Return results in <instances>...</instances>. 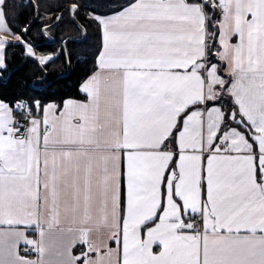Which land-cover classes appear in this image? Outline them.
Segmentation results:
<instances>
[{"label":"snow or ice","instance_id":"obj_1","mask_svg":"<svg viewBox=\"0 0 264 264\" xmlns=\"http://www.w3.org/2000/svg\"><path fill=\"white\" fill-rule=\"evenodd\" d=\"M0 264H264V0H0Z\"/></svg>","mask_w":264,"mask_h":264},{"label":"trees","instance_id":"obj_2","mask_svg":"<svg viewBox=\"0 0 264 264\" xmlns=\"http://www.w3.org/2000/svg\"><path fill=\"white\" fill-rule=\"evenodd\" d=\"M34 33H35V28H33V35ZM72 34L73 33L71 32V30L70 29L65 30L64 26H62L60 29L55 30L54 32V35L57 37H59L60 35H72ZM37 40L39 43H41L42 47L44 48L52 49L55 47V45L47 39L39 40L37 38ZM71 46L72 45H70V47ZM17 63H19V57H17L16 60L13 61V64H17ZM12 66L13 65H10V67ZM57 71L58 72L61 71V66L59 62H57ZM81 73H82V69L80 68L73 69L70 74H67L65 79H61L58 81L59 86L63 89V91L74 95L76 92L75 82L79 79Z\"/></svg>","mask_w":264,"mask_h":264},{"label":"built area","instance_id":"obj_3","mask_svg":"<svg viewBox=\"0 0 264 264\" xmlns=\"http://www.w3.org/2000/svg\"><path fill=\"white\" fill-rule=\"evenodd\" d=\"M22 250H23V248H22Z\"/></svg>","mask_w":264,"mask_h":264},{"label":"crops","instance_id":"obj_4","mask_svg":"<svg viewBox=\"0 0 264 264\" xmlns=\"http://www.w3.org/2000/svg\"><path fill=\"white\" fill-rule=\"evenodd\" d=\"M22 248H23V246H22Z\"/></svg>","mask_w":264,"mask_h":264}]
</instances>
